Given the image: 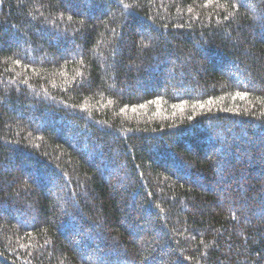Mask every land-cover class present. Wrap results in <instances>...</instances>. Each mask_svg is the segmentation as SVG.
Here are the masks:
<instances>
[{
    "label": "trees",
    "instance_id": "obj_1",
    "mask_svg": "<svg viewBox=\"0 0 264 264\" xmlns=\"http://www.w3.org/2000/svg\"><path fill=\"white\" fill-rule=\"evenodd\" d=\"M0 264H264V0H0Z\"/></svg>",
    "mask_w": 264,
    "mask_h": 264
},
{
    "label": "snow or ice",
    "instance_id": "obj_2",
    "mask_svg": "<svg viewBox=\"0 0 264 264\" xmlns=\"http://www.w3.org/2000/svg\"><path fill=\"white\" fill-rule=\"evenodd\" d=\"M237 95H239V94H237Z\"/></svg>",
    "mask_w": 264,
    "mask_h": 264
}]
</instances>
